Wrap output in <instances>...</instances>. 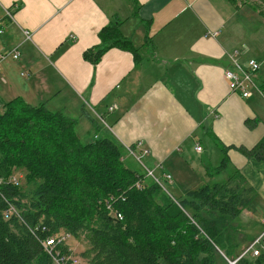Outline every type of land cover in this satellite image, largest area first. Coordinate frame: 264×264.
Masks as SVG:
<instances>
[{"label": "crops", "instance_id": "0c3cea01", "mask_svg": "<svg viewBox=\"0 0 264 264\" xmlns=\"http://www.w3.org/2000/svg\"><path fill=\"white\" fill-rule=\"evenodd\" d=\"M247 9L227 0H0V111L21 99L64 110L80 138L109 133L122 146L141 142L146 168L160 174V165L170 182H205L177 196L236 170L255 191L243 209L253 212L257 202L264 206V160L239 148L264 139V77L255 71L258 91L247 87L242 97L224 76L231 59L264 64L245 57L262 45L245 37L264 26ZM114 22L132 51L112 47L86 61L100 29ZM14 47L16 60L8 55ZM223 158L209 176L206 168Z\"/></svg>", "mask_w": 264, "mask_h": 264}, {"label": "trees", "instance_id": "16d2710c", "mask_svg": "<svg viewBox=\"0 0 264 264\" xmlns=\"http://www.w3.org/2000/svg\"><path fill=\"white\" fill-rule=\"evenodd\" d=\"M227 2L235 10L255 11L264 21V0ZM98 38L99 43L83 53L92 64L112 47L132 51L117 22L102 27ZM75 124L64 110H48L43 104L15 99L3 105L0 264H54L49 252L69 257L64 243L52 250L44 244L60 233L85 242L86 249L79 253L85 264H225L226 256H233L241 239L250 235L241 229L239 217L255 191L236 170L222 181L207 182L175 198L143 169L147 153L142 154L141 142L122 146L109 133L83 139L77 136ZM60 148L67 155L57 153ZM239 151L264 160V139ZM69 158L74 162L71 167ZM225 162L223 158L217 168L207 167L208 175L220 172ZM65 167L76 172L62 174ZM13 168L21 171L31 191H22L11 181ZM77 176L87 188L83 193L78 190L85 200L72 198L70 182ZM111 212L121 219H114ZM260 224L259 234L249 237L258 254H240L237 264H264V224Z\"/></svg>", "mask_w": 264, "mask_h": 264}, {"label": "rangeland", "instance_id": "374dc122", "mask_svg": "<svg viewBox=\"0 0 264 264\" xmlns=\"http://www.w3.org/2000/svg\"><path fill=\"white\" fill-rule=\"evenodd\" d=\"M247 11L250 12V9H247ZM244 12H245V9H244ZM252 12H254V11H252ZM253 14H256V13H253ZM258 18L261 19L259 17V15H258ZM240 20L241 19L238 16L237 19H236V21H240ZM248 30H250V29H248ZM255 33H257V35ZM255 33L254 34L253 33L252 34H249L248 36L245 37L246 43L248 41H250L253 38V35H254V37L257 40H261L262 41V45L261 46H258V48L256 50L258 52H253L252 50L247 51L245 53V57L247 58V57H251L252 56V57H257V58L264 59V26L262 25V27H260V28L259 27H256V32ZM257 62L259 63V66H260L261 65V62L259 60ZM257 74H259L262 77H264V64L261 65L260 68L257 70ZM40 124H41V126H43V123L40 122ZM50 141H53V138H50ZM56 146L59 147V145H56ZM59 150H57V153H60L61 152V153L66 154L64 152V150H62L61 148ZM214 156L215 155H213V157ZM67 160H68L67 162H69L68 163V166H70V167L73 166V165H71V164L74 163L72 161V158H69ZM143 162H144V160H143ZM211 163H212V165H213V163H216V165L219 164V162H211ZM212 165H211V167H213ZM132 167L134 169H137V170H140L141 169V167L138 164H132ZM64 172L66 173V175H68V174L73 175L74 172H76V171L73 168L65 167V169L62 172V174H65ZM227 174H229V173H227ZM12 175H13V177H14L15 180L17 179V183L16 184L22 189V191H26V192L31 191L32 187L29 184H27V182H24V177H23L21 171H19L17 168H13V174ZM192 183H198V184L200 183L201 184V183H205V182H169V183H166L165 184V187L169 191V193H170V195L172 197L177 198L178 196L175 195V194L180 193L179 191L187 190L186 187L188 189L189 188H193V186H191V185H193ZM70 187H71L72 198L76 199L77 196H79L81 199L85 200V198L82 195H80V193H79L78 190H80L82 192V189H83V192H84V190L86 192L87 191L86 190L87 188H85L84 186H82V183H81V181H80V179H79L78 176L76 178H72V182H70ZM255 205H257V207H258L255 211H253V212L249 211L248 212L247 210H243V212L241 213V215L239 217L240 223L242 225V228L241 229L244 232H246V234H250L251 237H253L254 235L256 236L257 234H259L258 231H260L263 228V226L259 223V221H260V218L264 216V206L261 203H259V202H257ZM185 212L189 213L190 215L191 214H196L195 212H193L191 210H187V209L185 210ZM181 225H180V227H181ZM250 235H248V238L241 239L242 243H241V245H239L236 248V250L234 251V253L232 252L233 256H231L230 258L228 256H226L227 259L229 260V262L224 261L225 264H235L237 258H240V254L241 255H243V254L245 255L246 254L245 252L248 251L249 246H251L254 243L253 240L252 241L249 240ZM59 236H60V238L61 237H64L65 238L63 240L64 241V244L68 248V250L70 252L69 257L75 262L74 264H85V261L82 260L80 254H79L81 251H83L84 249H86L85 242L83 240H81L80 238H73V237L68 236V235H66L64 233H60ZM260 236L261 235L257 236L256 238H260ZM215 248H216V251L220 254V252H219L220 250L217 247H215Z\"/></svg>", "mask_w": 264, "mask_h": 264}, {"label": "built area", "instance_id": "2783aa9c", "mask_svg": "<svg viewBox=\"0 0 264 264\" xmlns=\"http://www.w3.org/2000/svg\"><path fill=\"white\" fill-rule=\"evenodd\" d=\"M5 16L7 18L12 17L10 10L5 11ZM1 33H2V31L0 29V34ZM8 55L13 60L18 59L19 58V52H18L17 47L13 48L11 51H9ZM0 56H3V55H0ZM231 66L233 69H226L224 72V76H225V79H227V81H228L229 88L233 91L239 92L242 97L250 96L251 90H248L247 87L248 88L251 87L252 89L257 90V87L255 86V83L253 81V74L255 73V71H257L259 69V63L254 59H249L246 63V67H243L237 61H235L234 59H231ZM141 151H142V154L147 153L146 150L141 149ZM195 151L200 152L201 147L199 145H196ZM129 152L133 154L132 151H129ZM136 158L140 162L141 157L138 156ZM142 166L144 167L147 175L150 176L160 187H162L164 190H166L164 185L171 181L170 174L163 172L160 165L157 167L158 170L159 169L161 170L160 174H158L156 172V170H154V169L146 168L143 164H142ZM11 181L13 183H17V180H15L14 178H12ZM110 215H112L113 218L116 220L121 219V215L117 212H114V213L111 212ZM261 222L264 224V218L261 220ZM64 239H65L64 237H61L60 239H57V240H54V239L49 240L48 239L45 241L44 244H45V246H50V249L52 250V248H54L56 246V244L58 245V244L64 243V241H63ZM257 241L258 240H256L255 242H257ZM252 245L249 246L248 251H251L252 255L256 256L258 254V251L255 248H253ZM49 254L52 255V259L54 261V264H66V260L69 261V258H70L68 256L61 255L60 253L59 254H57V253L52 254L51 252H49ZM66 257H68V258H66ZM74 263L75 262L72 259L69 262V264H74Z\"/></svg>", "mask_w": 264, "mask_h": 264}, {"label": "bare ground", "instance_id": "6f19581e", "mask_svg": "<svg viewBox=\"0 0 264 264\" xmlns=\"http://www.w3.org/2000/svg\"><path fill=\"white\" fill-rule=\"evenodd\" d=\"M144 169V168H143ZM147 177V176H146ZM150 178V177H149ZM52 239H54V238H52ZM58 239H60V236L58 237ZM48 240V239H47ZM49 240H51V238L49 239ZM55 240V239H54ZM57 240V239H56ZM246 253V252H245ZM57 254H59V252H57ZM66 258H68V257H66ZM65 258V259H66Z\"/></svg>", "mask_w": 264, "mask_h": 264}]
</instances>
